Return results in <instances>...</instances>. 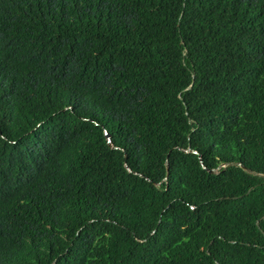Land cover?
<instances>
[{
    "label": "trees",
    "instance_id": "16d2710c",
    "mask_svg": "<svg viewBox=\"0 0 264 264\" xmlns=\"http://www.w3.org/2000/svg\"><path fill=\"white\" fill-rule=\"evenodd\" d=\"M248 170L264 0H0V264H264Z\"/></svg>",
    "mask_w": 264,
    "mask_h": 264
},
{
    "label": "water",
    "instance_id": "95a60500",
    "mask_svg": "<svg viewBox=\"0 0 264 264\" xmlns=\"http://www.w3.org/2000/svg\"><path fill=\"white\" fill-rule=\"evenodd\" d=\"M231 165H232V164H231ZM243 168H244V167H243ZM244 169H246V168H244ZM248 173L251 174V175H253V176L261 177V178L264 179V176H260V175H257V174H255V173H252L251 170H248ZM211 174H214L213 170H211Z\"/></svg>",
    "mask_w": 264,
    "mask_h": 264
}]
</instances>
